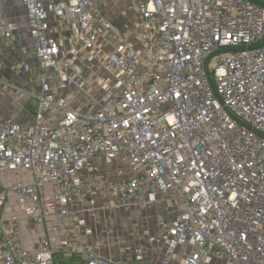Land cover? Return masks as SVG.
Masks as SVG:
<instances>
[{"label": "built area", "instance_id": "obj_1", "mask_svg": "<svg viewBox=\"0 0 264 264\" xmlns=\"http://www.w3.org/2000/svg\"><path fill=\"white\" fill-rule=\"evenodd\" d=\"M125 2L138 46L93 0H22L38 105L0 122V264H264V0ZM153 206L102 250L101 216Z\"/></svg>", "mask_w": 264, "mask_h": 264}, {"label": "crops", "instance_id": "obj_2", "mask_svg": "<svg viewBox=\"0 0 264 264\" xmlns=\"http://www.w3.org/2000/svg\"><path fill=\"white\" fill-rule=\"evenodd\" d=\"M0 11L16 26L14 38L10 41H6L0 36V122L9 121L11 119L21 122H30L33 120L34 109L32 108L30 110L31 115L27 117H24L22 113V109L26 107L24 104L25 100H27L28 97H22L21 94L13 89V84H15L16 81H21L26 78H28L27 84L29 88L33 90L35 87L37 89L39 88V80L36 79V75L33 76L29 72L23 71L21 67L22 63L26 62L29 63L31 67L37 68V59L34 53V40L30 34L26 8L22 0H0ZM122 11L128 14L125 8ZM103 15L105 16L104 13ZM127 23L129 22L125 21L121 23L120 28L125 29ZM127 37L132 42L136 40V36L127 35ZM21 98H25V100Z\"/></svg>", "mask_w": 264, "mask_h": 264}, {"label": "rangeland", "instance_id": "obj_3", "mask_svg": "<svg viewBox=\"0 0 264 264\" xmlns=\"http://www.w3.org/2000/svg\"><path fill=\"white\" fill-rule=\"evenodd\" d=\"M94 5L101 8L102 13L107 16V18L111 19L115 26L121 29V23L128 21L125 29H121V31H125L127 35L136 36V40L134 41L135 45L138 46L139 42L137 40V26H138V17L134 13H123V9L126 6L124 0H93ZM124 32V33H125ZM125 33V34H126ZM114 35L110 36V40L113 41ZM33 92L37 90L35 87ZM22 95V94H21ZM22 97H24L22 95ZM82 97H79V99ZM25 100V98H21ZM26 107L22 109V113L24 117L31 115L30 110L36 108L38 105V100L36 98L25 100ZM78 106V102L73 104V107ZM46 116L52 118L53 115L56 116L54 121H56L60 114L54 108H51L48 113H45ZM20 170V178L25 179V175ZM8 179L10 182H16V172L15 170H9L7 172ZM0 178L3 182H6V178L4 173H0ZM164 206L159 207H150L149 210H140V211H127L125 209H120L116 212H108L104 216H101L100 219L105 221V225L109 227V234L104 235L100 240V245L102 250H106L108 247V242L112 248V254L116 255L117 250L116 246L119 245L120 242L124 241H134L137 238V229L142 228H150L155 230L158 228L160 221L158 219H163V222L166 221V217L168 213L164 211ZM100 223H98L99 225ZM92 241V240H91Z\"/></svg>", "mask_w": 264, "mask_h": 264}]
</instances>
